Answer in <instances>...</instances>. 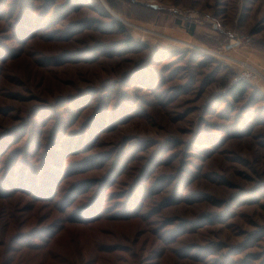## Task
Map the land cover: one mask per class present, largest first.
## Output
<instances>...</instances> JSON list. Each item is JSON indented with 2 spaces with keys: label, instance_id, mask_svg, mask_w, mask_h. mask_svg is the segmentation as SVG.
I'll list each match as a JSON object with an SVG mask.
<instances>
[{
  "label": "rangeland",
  "instance_id": "obj_1",
  "mask_svg": "<svg viewBox=\"0 0 264 264\" xmlns=\"http://www.w3.org/2000/svg\"><path fill=\"white\" fill-rule=\"evenodd\" d=\"M137 1L0 0V264H264V0Z\"/></svg>",
  "mask_w": 264,
  "mask_h": 264
},
{
  "label": "trees",
  "instance_id": "obj_2",
  "mask_svg": "<svg viewBox=\"0 0 264 264\" xmlns=\"http://www.w3.org/2000/svg\"><path fill=\"white\" fill-rule=\"evenodd\" d=\"M90 1H95V0H90ZM106 2L118 14L125 16L127 18L132 15L135 16L136 19H139L144 22L153 21L156 17V14L162 9L157 6H154L151 3L140 2L137 0H106ZM117 21L122 31H125L126 25L120 20ZM189 29L191 33H193L192 24H190ZM122 43L123 46L126 47L127 49H130L131 47L147 48L148 45H150L152 49L154 47V45H152L151 42L149 41L140 42L130 37V35L125 36ZM247 87H248L247 82L239 80L231 84V86L227 90V93L230 94L232 98H234L235 100H239L242 97V95L246 92ZM261 196L264 198V189L261 192ZM17 233H21V232H17ZM13 235L15 234H12L11 236L9 235L7 239L8 242H6V245L8 247H9V243H11L12 241Z\"/></svg>",
  "mask_w": 264,
  "mask_h": 264
},
{
  "label": "built area",
  "instance_id": "obj_3",
  "mask_svg": "<svg viewBox=\"0 0 264 264\" xmlns=\"http://www.w3.org/2000/svg\"><path fill=\"white\" fill-rule=\"evenodd\" d=\"M239 44V40L238 39H230L229 42L225 43L224 45L218 47L217 49L214 50H210L211 54L215 55V56H220L222 58H227L233 62L238 63L241 66V70H240V75L239 77L241 79H245V80H251L252 78L257 77L258 74H260L258 72V70H256L251 64H249L246 61H242L233 57H230L227 52L233 48H235L236 46H238Z\"/></svg>",
  "mask_w": 264,
  "mask_h": 264
},
{
  "label": "bare ground",
  "instance_id": "obj_4",
  "mask_svg": "<svg viewBox=\"0 0 264 264\" xmlns=\"http://www.w3.org/2000/svg\"><path fill=\"white\" fill-rule=\"evenodd\" d=\"M129 24H131V25H133V26H137L136 24H134V23H130V22H128ZM145 29V28H144ZM147 30V29H146ZM152 31V30H151Z\"/></svg>",
  "mask_w": 264,
  "mask_h": 264
},
{
  "label": "water",
  "instance_id": "obj_5",
  "mask_svg": "<svg viewBox=\"0 0 264 264\" xmlns=\"http://www.w3.org/2000/svg\"><path fill=\"white\" fill-rule=\"evenodd\" d=\"M155 6V5H154Z\"/></svg>",
  "mask_w": 264,
  "mask_h": 264
}]
</instances>
